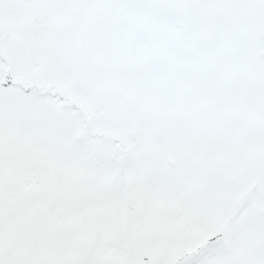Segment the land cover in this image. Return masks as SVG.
Instances as JSON below:
<instances>
[{"label": "snow or ice", "instance_id": "obj_1", "mask_svg": "<svg viewBox=\"0 0 264 264\" xmlns=\"http://www.w3.org/2000/svg\"><path fill=\"white\" fill-rule=\"evenodd\" d=\"M0 264H264V0H0Z\"/></svg>", "mask_w": 264, "mask_h": 264}]
</instances>
